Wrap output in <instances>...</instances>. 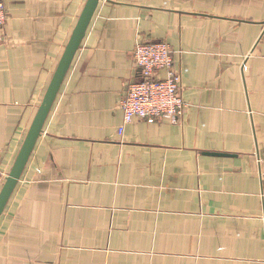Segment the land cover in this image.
Segmentation results:
<instances>
[{"label":"crops","instance_id":"1","mask_svg":"<svg viewBox=\"0 0 264 264\" xmlns=\"http://www.w3.org/2000/svg\"><path fill=\"white\" fill-rule=\"evenodd\" d=\"M87 0H0V191ZM264 0H100L0 216V264H264ZM186 111L119 102L137 42ZM163 75V74H161Z\"/></svg>","mask_w":264,"mask_h":264},{"label":"built area","instance_id":"2","mask_svg":"<svg viewBox=\"0 0 264 264\" xmlns=\"http://www.w3.org/2000/svg\"><path fill=\"white\" fill-rule=\"evenodd\" d=\"M6 19V8L0 2V28ZM133 60L139 77L127 84L120 99L119 109L123 118L117 134L122 136L125 127L135 120L153 123L166 119L178 123L185 114L186 104L171 47L163 42L138 41L133 51Z\"/></svg>","mask_w":264,"mask_h":264},{"label":"water","instance_id":"3","mask_svg":"<svg viewBox=\"0 0 264 264\" xmlns=\"http://www.w3.org/2000/svg\"><path fill=\"white\" fill-rule=\"evenodd\" d=\"M100 0H87L80 14L77 24L72 32L71 38L64 51L62 59L53 76L50 86L45 94V97L38 109V112L30 126L28 134L22 144V147L14 161L11 171L6 178V181L0 191V216L4 210L8 199L10 198L21 174L27 163V160L32 152L35 142L41 132L42 125L52 105V102L58 92L64 75L78 50L81 41L85 36L86 29L91 21L92 15Z\"/></svg>","mask_w":264,"mask_h":264}]
</instances>
